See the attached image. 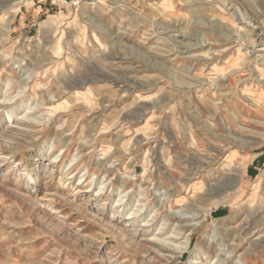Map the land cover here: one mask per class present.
<instances>
[{
	"label": "rangeland",
	"instance_id": "rangeland-1",
	"mask_svg": "<svg viewBox=\"0 0 264 264\" xmlns=\"http://www.w3.org/2000/svg\"><path fill=\"white\" fill-rule=\"evenodd\" d=\"M0 264H264V0H0Z\"/></svg>",
	"mask_w": 264,
	"mask_h": 264
},
{
	"label": "bare ground",
	"instance_id": "bare-ground-1",
	"mask_svg": "<svg viewBox=\"0 0 264 264\" xmlns=\"http://www.w3.org/2000/svg\"><path fill=\"white\" fill-rule=\"evenodd\" d=\"M214 76H215V75H214ZM134 214H135V213H133V214H131V215L133 216ZM131 215H130V216H131ZM177 249H178V248H177Z\"/></svg>",
	"mask_w": 264,
	"mask_h": 264
}]
</instances>
